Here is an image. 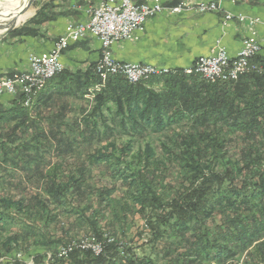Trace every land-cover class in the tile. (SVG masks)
Listing matches in <instances>:
<instances>
[{
    "label": "trees",
    "instance_id": "16d2710c",
    "mask_svg": "<svg viewBox=\"0 0 264 264\" xmlns=\"http://www.w3.org/2000/svg\"><path fill=\"white\" fill-rule=\"evenodd\" d=\"M253 63L264 68L257 55ZM94 69L62 70L31 106L18 92L10 109L0 108V257L264 264V76L211 83L173 69L135 84L112 76L86 101L100 83ZM49 82L64 85L59 96L90 104L79 124L66 123L62 113L43 125L31 119ZM83 228L101 253L74 251L57 260Z\"/></svg>",
    "mask_w": 264,
    "mask_h": 264
},
{
    "label": "crops",
    "instance_id": "0c3cea01",
    "mask_svg": "<svg viewBox=\"0 0 264 264\" xmlns=\"http://www.w3.org/2000/svg\"><path fill=\"white\" fill-rule=\"evenodd\" d=\"M101 1L46 0L41 3L25 23L0 37V78L27 71L30 55L49 53L66 27L86 23ZM144 2L152 4V0ZM210 2L215 3L217 11L199 13L195 10L199 3ZM179 6L183 10L180 13L169 12ZM163 7L161 13L146 21L133 39L112 45L116 61L187 69L200 57L210 55L217 46L224 47L230 57H235L247 38L257 41L258 56L264 61V0H168ZM227 15H231L230 20L225 19ZM22 28L32 33L23 34ZM100 51V42L88 35L70 43L62 51L60 62L72 75L85 72L98 62ZM152 87L161 89L160 85ZM63 88L58 82H49L36 100L37 108L31 119L43 125L42 121L49 115L62 113L66 123L79 124L89 107L74 94L59 96ZM12 100L13 97L0 95V108L10 109Z\"/></svg>",
    "mask_w": 264,
    "mask_h": 264
},
{
    "label": "built area",
    "instance_id": "2783aa9c",
    "mask_svg": "<svg viewBox=\"0 0 264 264\" xmlns=\"http://www.w3.org/2000/svg\"><path fill=\"white\" fill-rule=\"evenodd\" d=\"M168 0H152L148 4L143 0H102L98 7L91 12L90 19L86 23L76 26L68 25L62 37L54 43L50 53L32 54L28 58V70L16 73L8 77L0 78V95L15 96L18 92L24 95L23 106L28 107L29 98H35L37 90L41 89L47 79L54 77L63 70L60 62L62 51L70 44L84 39L90 35L101 44L100 58L95 64V69L101 82L109 76L121 75L131 83L141 79H147L149 72L166 74L169 69L154 67L146 64H121L113 59L111 47L118 41H130L137 31L143 29L146 21L161 13L163 4ZM195 10L199 13L217 11L215 3H199ZM182 8L169 9L170 13H180ZM231 19V15L225 17ZM241 19V18H240ZM260 47L254 38L242 41L237 54H244V61H236L230 57L226 49L217 46L208 56L200 57L191 67L184 69L186 75L198 74L208 82L236 81L240 76L256 73L264 76V68L251 63V60L259 52ZM89 99V97L87 96ZM112 239L108 237L107 242ZM74 251H90L99 255L102 251L101 244L92 236L82 237L61 246L57 253V259H65ZM24 256L20 253L8 254L0 257V264L22 262ZM24 264H33L26 260Z\"/></svg>",
    "mask_w": 264,
    "mask_h": 264
},
{
    "label": "rangeland",
    "instance_id": "374dc122",
    "mask_svg": "<svg viewBox=\"0 0 264 264\" xmlns=\"http://www.w3.org/2000/svg\"><path fill=\"white\" fill-rule=\"evenodd\" d=\"M44 1H46V0H35L34 1V3L30 6V8L28 9V11L24 14V15H22V16H25L26 17V19H24V21H22V22H20V23H18L17 25H15L16 27H19L20 25H22L23 23H25L30 17H31V15L33 14V12H35V10H37V8L39 7V5L41 4V3H43ZM96 9V8H95ZM94 10V9H93ZM12 24V23H11ZM10 24V25H11ZM6 24L4 23V24H0V29H2V28H4V26H5ZM2 33H0V37H2L4 34H5V30L4 31H1ZM60 39V38H59ZM58 39V40H59ZM57 40V41H58ZM56 41V42H57ZM54 45V44H53ZM68 47V46H67ZM66 47V48H67ZM65 48V49H66ZM50 53V52H49ZM112 53V52H111ZM101 55V54H100ZM236 56H237V54H236ZM61 57V56H60ZM120 63H129V62H120ZM62 64V63H61ZM131 64H136V63H131ZM63 66V65H62ZM154 67H157V66H154ZM162 68V67H161ZM64 70V69H63ZM171 70H173V69H171ZM182 70H184V69H182ZM94 72H95V74L98 76V78H99V81L101 80V77H99V75L96 73V71H95V69H94ZM14 74H16V73H14ZM155 74H157V73H155ZM117 76H119V75H117ZM150 76V75H149ZM109 77H112V76H109ZM108 77V78H109ZM108 78L107 79H105L104 81H103V87L105 86V83L107 82V80H108ZM101 82V81H100ZM212 83V82H211ZM100 84V83H99ZM132 84V83H131ZM46 85V84H45ZM44 85V86H45ZM98 91H100V87H99V85H95V87H91V88H89L88 89V91H87V94H86V101H87V96L89 97V99H91L92 97H93V95H94V92H98ZM39 93H37L36 94V96L38 95ZM34 100V98H32L31 99V102H30V100H28V107L29 106H31V103H32V101ZM86 105H88V107L90 108V104H87L86 103ZM89 150V149H88ZM83 156V153H81V157ZM26 184H25V188L26 189H30V190H33V189H35V188H37V186H36V184H31V182L29 183V182H25ZM5 191H6V193H8L9 195H11V196H13V197H16V198H20V194H19V191H18V189H13V188H10V189H5ZM61 221H65V218L63 217V216H60V218H59ZM103 224V223H102ZM140 224H141V222H138L137 220H136V222H134V226H132L131 227V236H130V238H132V236L133 235H135V232L137 231V229L140 227ZM82 228V227H81ZM87 229V228H86ZM86 236H89V234H87V232H84V228L81 230V232H80V234L78 235V237L77 238H82V237H86ZM60 237V236H59ZM134 242L137 244V243H140V241L138 240V238L137 237H135L134 238ZM17 254V253H16ZM20 254H24V253H20ZM2 257V256H1ZM24 260H22V262H17V263H11V264H24V262L26 261V260H28V261H30V259L33 261V264H35L34 263V259L32 258V257H29V258H23ZM57 260H59V261H65L66 260V258L65 259H57ZM49 261H52V257H51V255H50V253H47L46 255H45V257H44V259H43V263L42 264H49Z\"/></svg>",
    "mask_w": 264,
    "mask_h": 264
},
{
    "label": "bare ground",
    "instance_id": "6f19581e",
    "mask_svg": "<svg viewBox=\"0 0 264 264\" xmlns=\"http://www.w3.org/2000/svg\"><path fill=\"white\" fill-rule=\"evenodd\" d=\"M144 1V0H143ZM27 0H0V24H6L4 26V28L0 29V33H2L1 31H4L5 28L9 27L11 23L14 22V25L18 24L19 22H22V20L25 18V16H20L18 18L15 19V17L17 16L18 12L20 11V9L22 7H24V5L26 4ZM154 17V16H153ZM152 18V17H151ZM15 19V21H14ZM150 19V18H149ZM119 42V41H118ZM260 51V50H259ZM259 52L257 53L258 56ZM256 56V55H255ZM254 56V57H255ZM113 57V56H112ZM253 57V58H254ZM114 59V58H113ZM115 60V59H114ZM116 61V60H115ZM236 61H244V54H237L236 56ZM118 62V61H117ZM251 63H253V59L251 60ZM121 64H131V63H121ZM136 64H145V63H136ZM255 64V63H253ZM148 65V64H146ZM152 66V65H150ZM63 67V66H62ZM171 70V69H169ZM96 71V69H95ZM62 72V71H61ZM60 72V73H61ZM22 73V72H21ZM97 73V72H96ZM156 72H149V75H153ZM59 74V73H58ZM57 75V74H56ZM55 75V76H56ZM198 75V74H197ZM54 76V77H55ZM117 76V75H115ZM121 76V75H119ZM201 77V76H200ZM51 78V77H50ZM149 78V77H148ZM147 78V79H148ZM202 78V77H201ZM127 80V79H126ZM142 80H146V79H141L139 81ZM205 80V79H204ZM128 81V80H127ZM137 81V82H139ZM129 82V81H128ZM135 82V83H137ZM229 82V81H228ZM131 83V82H129ZM132 83V84H135ZM41 89L37 90V92H39ZM18 94V93H17ZM16 94V95H17ZM15 95V96H16ZM13 96V98L15 97Z\"/></svg>",
    "mask_w": 264,
    "mask_h": 264
},
{
    "label": "water",
    "instance_id": "95a60500",
    "mask_svg": "<svg viewBox=\"0 0 264 264\" xmlns=\"http://www.w3.org/2000/svg\"><path fill=\"white\" fill-rule=\"evenodd\" d=\"M34 1L35 0H27L26 4L24 5V7H22L20 9V11L18 12V14L15 17V19L18 18V17H20V16H22V15H24L28 11V9L30 8V6L34 3ZM15 19H14V21H15ZM14 27H15V25H14V22H13L9 27H7V28L4 29L5 30V34L8 33V32H10L11 30H13Z\"/></svg>",
    "mask_w": 264,
    "mask_h": 264
}]
</instances>
